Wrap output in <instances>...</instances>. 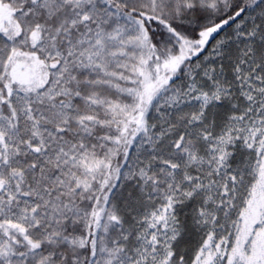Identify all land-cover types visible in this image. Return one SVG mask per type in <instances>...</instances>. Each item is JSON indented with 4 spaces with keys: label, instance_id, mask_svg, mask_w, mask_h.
I'll list each match as a JSON object with an SVG mask.
<instances>
[{
    "label": "snow or ice",
    "instance_id": "1",
    "mask_svg": "<svg viewBox=\"0 0 264 264\" xmlns=\"http://www.w3.org/2000/svg\"><path fill=\"white\" fill-rule=\"evenodd\" d=\"M0 264H264V0H0Z\"/></svg>",
    "mask_w": 264,
    "mask_h": 264
}]
</instances>
